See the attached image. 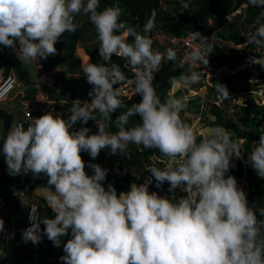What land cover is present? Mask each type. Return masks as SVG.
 <instances>
[{
  "label": "clouds",
  "instance_id": "obj_1",
  "mask_svg": "<svg viewBox=\"0 0 264 264\" xmlns=\"http://www.w3.org/2000/svg\"><path fill=\"white\" fill-rule=\"evenodd\" d=\"M248 3L264 9V0ZM243 5L217 22L216 14L209 17L197 33L217 23L231 22L236 12L245 8ZM181 6L189 7L184 0ZM99 8L100 0H0V45L18 48L26 63L57 55L56 43L65 33L76 31L78 15L88 16L98 37L101 61L82 64V73L91 85V98L86 101L80 90L65 118L55 113L53 106L63 101L42 93L54 102L44 104L45 112L27 127L20 123L11 128L0 149L10 175L47 176L45 200L55 216L43 219V235L55 247L61 245L62 237L70 235L63 244V264H264V219L258 218L236 178L226 175L234 166L232 157L241 156L237 142L222 128L197 142L193 128L181 117L187 100H161L157 93L155 74L162 61L174 60L176 53L171 48L162 52L153 49V44L161 45L157 35H166L161 30L152 32L155 13L142 32H137L121 20L119 6ZM255 24L249 42L264 49V12L256 17ZM223 41L227 42L223 48L213 43L220 53L238 47V43ZM210 46L206 59L201 60L203 64L208 63L209 53L217 61ZM113 56L125 60L126 66L133 69V92L122 95L117 85L126 77L120 66L112 63ZM196 59H200V53H196ZM254 62L264 66V59L255 57ZM218 66L224 69V75L234 74L227 73L232 69L227 65ZM50 74L46 78H52ZM184 79L204 85L197 71ZM16 80L14 89L19 82L17 76ZM217 88L228 96L230 91L225 85ZM132 95H139L140 100L128 106L124 99ZM117 110L123 111L113 119ZM93 113H99V118ZM135 116L140 122L129 126L130 118ZM89 119L96 122L98 131L73 127L78 122L86 125ZM113 125L115 131L111 130ZM130 144L158 149L167 158H159L166 167L146 165L151 176L143 183H131L129 190L119 193L112 184L104 186L108 170L101 165L89 163L92 174L86 172L82 152L93 159L102 149L128 157ZM247 162L259 178H264V132L254 143ZM153 178L157 188L167 182L172 195L150 191ZM179 190L182 194L177 195ZM31 204L30 223L28 210L24 218L30 226L22 231V240L35 245L42 240V212L38 205ZM260 215L264 216V209ZM4 230V220L0 218V233Z\"/></svg>",
  "mask_w": 264,
  "mask_h": 264
},
{
  "label": "trees",
  "instance_id": "obj_2",
  "mask_svg": "<svg viewBox=\"0 0 264 264\" xmlns=\"http://www.w3.org/2000/svg\"><path fill=\"white\" fill-rule=\"evenodd\" d=\"M166 1L167 8H162L163 0H100V8L98 10H102L104 7L108 6H119L121 9V20L127 27L135 28L137 32H142L146 21L155 13L154 22L156 26L152 32L161 30L169 36H185L201 28L202 23L209 17L216 14L218 19L223 18L241 4H245V8H242L244 11L243 16L235 15L229 23H217L213 27H209L208 33H206L234 43H243L254 33L257 26L255 24L256 17L260 15L261 12H264V9L252 7L248 3V0H184V2L189 5L187 9L182 8L181 0ZM76 23L78 24L76 31L73 33H65L56 43L55 46L58 50V54L49 56L46 60L41 59V63L44 65L48 67H57V70L50 74L54 80L51 86H47L46 83H44L36 87L35 82L30 78L28 68L25 67V63H23L20 57L18 48L14 50L13 48L0 45V56H5L4 67L6 71L13 70L18 81L21 82L22 85L28 86L22 98L25 100L31 99L45 93L49 95L51 99L57 101L62 100V104L55 102L53 106L56 111L55 113L62 114L65 118L70 114L73 101L77 98V94L80 90L84 93L86 101L91 98L89 95L91 85L87 83L86 77L82 73V60L77 55L76 47L77 43H80V39L87 36V38L92 40V38H94L93 36L97 35V33L86 15H78L76 17ZM152 32L150 34H152ZM131 39L132 37L129 36V42H131ZM203 39L204 44L211 45L214 48L212 56L217 59L220 66L227 65L229 68L237 67L249 51H254L258 56L264 54V49L257 48L254 44L250 43L249 40L246 42L245 48L243 49L230 48L227 52L220 53L208 38ZM83 47L85 54L91 59L92 63L101 61L98 54V47L93 48L88 44H83ZM112 63L120 66L121 71L125 74V80L135 77L132 68L126 66L125 60L113 56ZM191 71L192 70L190 68L188 70L185 65H177L175 59L163 60L160 70L155 74L154 81L161 100L171 97L172 95L169 94V90L173 86V83L177 80L185 81L184 77L190 75ZM262 77L261 75L234 73L225 75L222 79L213 77L211 82L214 86L218 87L219 84H222L225 85L230 92L238 93L243 90L250 91L252 88H250L249 85L236 88V83L242 80L247 81L248 78H251L255 80V84H258V79ZM190 85L195 86L196 84L195 82H191ZM174 95V97L183 98L180 90H176ZM139 100V95H132L130 98L124 99L128 106H131ZM199 100L200 96H194L187 100L186 107L181 114L191 110H199ZM194 105H196V108ZM229 105H232V107L239 112L236 120H230L224 116V111L228 109V106L220 108L215 104H208V108L203 107L204 110L202 112L205 116L203 120L206 121L208 115L212 116L213 120L209 122V125L227 130L231 138L236 141L237 144L239 141H242L240 150L241 156L239 158L235 156L232 157L231 163L234 166L230 167L226 175H233L237 182L241 178H244L247 183L249 195L254 196L258 194L260 196V199L251 204V206L256 210L258 218L264 219V216L260 215V210L264 209V202H262L261 198L264 197V178H259L251 165L247 162L248 154L254 146V143L258 140L259 135L264 132V103H258L255 98L248 97L242 104L229 103ZM120 111L123 110H117V112L112 114L113 119L120 114ZM11 115L12 114H7L4 110L0 109V118L4 121L5 132L10 131L12 128L13 123ZM93 115L99 118V113H93ZM139 122V116L132 117L130 118L129 126ZM73 127H88L91 129L92 133L98 131L97 124L92 119H89L86 125L78 122ZM111 130L115 131L114 125ZM200 140L201 136H198L197 142ZM2 144L3 140L0 142V149H2ZM104 150L105 149H102L95 159L87 152H82L81 156L85 161L86 167H88L89 163L101 161L104 157ZM119 157L122 174L119 177L115 174H107L105 179L106 188L108 184H112L118 193L129 190L131 183L135 182L140 184L143 183L146 178L150 177L151 173L146 171V165H154L160 169L166 167L161 160L156 161L155 158L167 160L158 149H149L142 145L134 144L129 145L128 157L120 154ZM12 178L13 175L9 174L5 157L2 151H0V187L10 183ZM168 187V183L165 182L161 187L157 188L153 178V183L149 186V190L157 191L162 196H171L172 194L168 192ZM176 194L180 195L182 193L179 190ZM44 210L53 215V210L47 204L44 205ZM20 224L24 228L30 226L25 219L20 221ZM43 229L44 227H41L42 240L39 243L44 253L39 259L43 264H49L48 255L51 252L53 242L50 241L46 235H43ZM46 247H48L47 250ZM24 251L25 250L21 251L22 256L13 261L14 263L17 261H21L22 263V261L28 257V254Z\"/></svg>",
  "mask_w": 264,
  "mask_h": 264
},
{
  "label": "crops",
  "instance_id": "obj_3",
  "mask_svg": "<svg viewBox=\"0 0 264 264\" xmlns=\"http://www.w3.org/2000/svg\"><path fill=\"white\" fill-rule=\"evenodd\" d=\"M208 30L209 27L199 30V37L208 38L212 36V34H206L208 33ZM85 37L80 39V43H77L76 47L77 55L81 58L82 64L91 62V60L87 58L88 56L85 54L83 44H88L93 48L98 47L97 35L93 36L94 38H92V40L87 38V36ZM4 62L5 56H0V81L7 74V71L4 67ZM41 62V59L38 61V63H26L23 61V63H25V67L29 70L31 80L35 82L36 87L39 84H42V81H44L47 75L57 70V67H48ZM179 82L180 81H176V83ZM27 88L28 86L21 85L19 89L13 90L5 102L0 103L1 110H4L7 114H12V123L21 116V99H23L22 97L25 94ZM178 89L179 88H176V90ZM246 98H244L243 101ZM200 101L202 105L204 98L200 97ZM243 101L240 102V104H242ZM207 106L208 104H205V106L203 105V107ZM229 107H231L230 105H228V109H230L232 112L226 109L224 111V116L230 120H236L239 112L236 109ZM201 114L204 118L205 116L203 115V112ZM8 132L9 131L5 132L4 121L2 118H0V142L4 140ZM94 164H99L102 168L107 169V174H115L118 177L122 174L120 170L122 167L119 153L112 154L110 150H104L103 159ZM85 170L89 175L92 174V169L90 167H86ZM47 179L48 178L45 175L34 177L31 173L19 174L13 176L10 183L0 187V218H3L4 220L5 229L4 232L0 233V242L2 246L0 249V264H43V262L39 259V257L44 253L43 248L41 247L40 243L34 245L31 242H23L22 231L25 228L20 224V221L24 220L28 205L31 203L38 205L42 212L40 225L42 228L45 227L42 222L44 218H54V212L53 215H51L48 211L44 210V205L47 204L45 200L47 195L45 191ZM103 183L106 187L105 181ZM69 238L70 235L62 237L61 245L59 247H55L52 243L51 252L48 255V262H50L49 264H63V261L60 260V257L64 255L63 244L66 243ZM47 249L48 247H46V250ZM23 250L26 251L28 257H26L22 263L21 261L14 263L13 261L22 256L21 251Z\"/></svg>",
  "mask_w": 264,
  "mask_h": 264
},
{
  "label": "built area",
  "instance_id": "obj_4",
  "mask_svg": "<svg viewBox=\"0 0 264 264\" xmlns=\"http://www.w3.org/2000/svg\"><path fill=\"white\" fill-rule=\"evenodd\" d=\"M229 19V16H227ZM191 32L185 36H166L164 34H158L157 38L163 47L164 51L171 48L175 51V63L179 66L185 65L188 70L189 68L192 71H197L200 74L199 82L204 85H210L213 87L211 79L213 77H217L220 74V68L217 64V61L211 58V53L208 54V63L203 64L201 60L206 59V51L209 45L204 44L203 39L199 37V33ZM209 40L218 46V48H223L227 46V42L223 40H219L213 37H210ZM211 47V46H210ZM212 50V47H211ZM196 53H200V59H196ZM264 59V55L259 57L255 55L253 52H247L245 58L240 62V64L232 69L227 70V73H239V74H250V75H261L262 78L258 80H264V66L255 63L254 58ZM166 60V59H165ZM133 71V69H132ZM134 72V71H133ZM135 79H127L121 84L117 85L121 88L122 95H126L134 91V85L132 81ZM17 83L15 74L10 71L1 81H0V102L5 101L11 91L14 89ZM47 86H51L53 84L52 78L47 77L45 82ZM264 86V85H260ZM216 87V86H215ZM263 91V93H262ZM259 95H264V90H260L258 92ZM218 94H220L218 92ZM54 101L48 100L45 95H40L31 100L22 101V109L21 116L14 121L12 129H14L18 124L24 123L25 127L27 124L34 120V118L40 117L41 113L45 112L44 104H52ZM37 107V108H36ZM52 110V108H51ZM156 161H159V158H155ZM34 204H31L28 209L27 219L29 221V213L31 211V207ZM38 216L40 215V211L37 208Z\"/></svg>",
  "mask_w": 264,
  "mask_h": 264
},
{
  "label": "rangeland",
  "instance_id": "obj_5",
  "mask_svg": "<svg viewBox=\"0 0 264 264\" xmlns=\"http://www.w3.org/2000/svg\"><path fill=\"white\" fill-rule=\"evenodd\" d=\"M167 1L163 0L162 2V8H167ZM245 6V5H243ZM244 11H237L235 15H241L243 16ZM214 22H217L218 19L217 17L214 18ZM214 22H212L211 24H213ZM249 39L245 40V42L243 43H238V47L236 48H240L243 49L245 48L246 42ZM153 49L154 50H161L160 52H162L163 47L161 45H159V43H155L153 44ZM224 69L221 68L220 69V74L217 75V77L219 79L224 78V74L225 72L223 71ZM190 81L186 82V81H181L179 83H174L173 87H171V89L169 90V94L172 95L171 97H174V92L176 91V88H179V90L181 91V96L184 98V100H189L191 98H193L194 96H200L202 98H204V102L201 105V101H200V107L199 110H191L188 111L186 113L181 114L182 119L189 124L196 136H201V139L211 135L212 131L216 128L219 127H215V126H211L209 125V122H211L213 120V117L208 115L206 121H204L202 118V110H203V105L205 106V104H215L217 106H219L220 108H224L227 107L229 105V103H236V104H240V102L243 101L244 98L246 97H250L252 96L253 98H255L257 100L258 103H264V95L261 94V96L259 95L258 92H260V90H264V86H260V85H264V82H260L258 84H255V81L253 79H247L246 80H242L239 81L238 83L235 84L236 88H242L243 85H249L250 91H246L243 90L241 92L238 93H232L229 92L228 96L226 97L224 94H218V88L213 86L210 87V85H200L198 86L196 84V87H194L193 85H190ZM203 84V83H201ZM260 84V85H259ZM22 83L19 82V85L16 86L15 90L19 89L21 87ZM240 90V89H239ZM249 90V89H248ZM263 93V91H262ZM194 107L196 108V105H194ZM193 107V108H194ZM232 108V105L231 107ZM230 112H232L230 109H228ZM241 143L242 141L238 142V146L241 150ZM238 187L242 188L245 193L247 194V199L249 204H253L255 201H257L258 199H260V196L258 194H255L254 196H250L249 195V190L247 188V183L246 180L244 178H241L240 180H238L237 182ZM262 198V202H264V197Z\"/></svg>",
  "mask_w": 264,
  "mask_h": 264
},
{
  "label": "bare ground",
  "instance_id": "obj_6",
  "mask_svg": "<svg viewBox=\"0 0 264 264\" xmlns=\"http://www.w3.org/2000/svg\"><path fill=\"white\" fill-rule=\"evenodd\" d=\"M173 87V86H172Z\"/></svg>",
  "mask_w": 264,
  "mask_h": 264
}]
</instances>
